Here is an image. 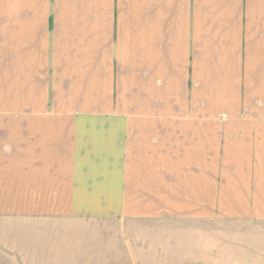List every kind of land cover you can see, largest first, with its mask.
Masks as SVG:
<instances>
[{"label": "crops", "instance_id": "1", "mask_svg": "<svg viewBox=\"0 0 264 264\" xmlns=\"http://www.w3.org/2000/svg\"><path fill=\"white\" fill-rule=\"evenodd\" d=\"M187 222L264 230V0H0V264Z\"/></svg>", "mask_w": 264, "mask_h": 264}, {"label": "rangeland", "instance_id": "2", "mask_svg": "<svg viewBox=\"0 0 264 264\" xmlns=\"http://www.w3.org/2000/svg\"><path fill=\"white\" fill-rule=\"evenodd\" d=\"M234 224L165 227L171 234H158V264H264V230Z\"/></svg>", "mask_w": 264, "mask_h": 264}]
</instances>
